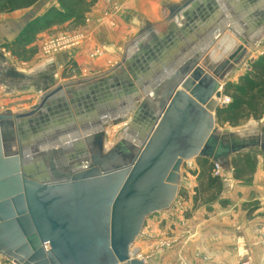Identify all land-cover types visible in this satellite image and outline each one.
Returning a JSON list of instances; mask_svg holds the SVG:
<instances>
[{"label":"water","instance_id":"1","mask_svg":"<svg viewBox=\"0 0 264 264\" xmlns=\"http://www.w3.org/2000/svg\"><path fill=\"white\" fill-rule=\"evenodd\" d=\"M108 72L0 113V255L15 264H146L133 252L195 159L228 167L261 146L222 133L230 75L264 44V0L162 3ZM66 105V106H65ZM66 107L56 121L49 115ZM65 109V108H64ZM131 123L113 144V125Z\"/></svg>","mask_w":264,"mask_h":264},{"label":"crops","instance_id":"2","mask_svg":"<svg viewBox=\"0 0 264 264\" xmlns=\"http://www.w3.org/2000/svg\"><path fill=\"white\" fill-rule=\"evenodd\" d=\"M186 1L87 0L85 20L53 26L39 33L29 45H17L16 41L33 20L31 16L43 9L44 0L15 9L9 8L8 0H3L0 2V78L5 75V85H0V107L4 101L10 107L0 113L11 110L13 105L20 107L28 100L42 102L43 93L58 83H72L112 70L126 51V44L139 36L140 21L167 22L170 12L163 16L162 3ZM63 35L80 40V45L46 55L45 45ZM97 50L103 55L91 58ZM236 71L238 78L243 75ZM48 77L51 79L47 81ZM50 80H54L52 85L46 84ZM20 81L24 82V88L13 87ZM227 82L234 83L236 79L229 78ZM3 95L9 96L10 101L3 100ZM130 123L131 109L126 121L110 128L108 143L113 144L115 135ZM219 124L222 133L257 138L262 141L261 146L230 158L229 166L222 167V176L217 181L212 161L194 160V168L182 177L181 192L172 210L149 219L141 233L155 235L157 225L171 216L177 226L171 228L172 237L167 239L165 264H264V116L241 122L235 128L228 123ZM195 189L200 207L185 221L173 211L183 192ZM190 204L193 205L189 199L188 208Z\"/></svg>","mask_w":264,"mask_h":264},{"label":"trees","instance_id":"3","mask_svg":"<svg viewBox=\"0 0 264 264\" xmlns=\"http://www.w3.org/2000/svg\"><path fill=\"white\" fill-rule=\"evenodd\" d=\"M3 0H0L2 2ZM39 0H8L9 8H21L35 4ZM60 9L51 8L41 19L31 21L16 44L29 45L36 36L53 26L65 24L71 20H85L88 10L87 0H58ZM227 91H233L231 103L218 111V122L228 123L231 127L251 119L264 116V54L250 63L245 75L239 78L237 85H227ZM219 180V178H215ZM215 181V182H216Z\"/></svg>","mask_w":264,"mask_h":264},{"label":"rangeland","instance_id":"4","mask_svg":"<svg viewBox=\"0 0 264 264\" xmlns=\"http://www.w3.org/2000/svg\"><path fill=\"white\" fill-rule=\"evenodd\" d=\"M42 7H43V9L40 8V10L37 12L38 14L35 13L31 16L33 19L31 21L43 18L42 14L45 15L51 8L60 9V5L58 3V0H44ZM36 15H38V16L36 17ZM56 53H59V52H56ZM261 53H262V55L264 54V44L259 45L255 48L251 49V55L245 56L244 62L238 67L239 69L237 68V70L240 73L243 72V75H245L246 72L250 68V63L252 62L250 60L258 59L259 57L262 56V55H260ZM51 54H55V52H52ZM51 54L46 53V55H51ZM247 66H249L248 69H246ZM73 68H74V66H73ZM73 68H72V70H73ZM235 72H237V71L235 70L230 75L229 78L236 79V82H234V83L228 82L229 85H237L238 84L240 77L238 78V75ZM1 77L2 78H0V80L3 82L0 83V85H5V75L3 74ZM49 79H51V78L48 77L47 81ZM53 82H54V80H50L49 83L46 82V84L52 85ZM44 84L45 83H43V85ZM41 85H42V83H41ZM7 86H9L8 88L11 89L10 84ZM19 86H21L20 88H18L19 90L21 88H24L25 87L24 82L20 81V82L16 83L15 85H13V87H19ZM8 94H9V92H8ZM11 94H12V91L9 94L10 97H11ZM232 95H233L232 90L231 91H229V90L227 91V89L224 90V97L232 99V97H231ZM10 97L7 95L1 96V98L3 100L4 99L6 100V98H8L9 101H10ZM36 102H39V100L38 101L37 100H28L25 103H23L20 107L13 105L14 108H12L10 111L22 112L26 109H31L32 105H34ZM24 104H26V105H24ZM7 107H10V105H7ZM7 107H6V101H4L3 107L2 106L0 107V112L4 111V108L6 109ZM219 127L222 128L220 126V124H219ZM232 128H235V127H232ZM229 132H233V130L229 129ZM108 139H109V135H107V142H109ZM189 193L191 194V197L188 196ZM196 197H197L196 189L195 190H189V192H188V190H185L183 192V194L181 195L180 199H178L177 207L174 209L173 213L177 214L178 216L180 215V217L181 218L183 217V219L185 221L192 218L193 217L192 213L195 210H197L198 207H200V206H198V201H196ZM189 199L191 200V202L193 204V205L190 204V208H188L186 205V203L189 201ZM163 215H164V213H157V214L153 215L150 218V220L153 219V217H159V216H163ZM183 219H180V221H182ZM175 226H177L176 223H174V222L172 223L171 216H169V218L167 220H164L163 222L159 223V225H157V228H155L157 231L155 233V235L150 236L149 233L145 234L143 236L141 235V237H143V238H141V237L138 238L137 243L135 244V247L133 248V252H139V258L146 261L147 264H155V263L156 264H165L166 260H167V256H166V250H167L166 244L168 242L167 239H171V237H172V236H170L172 234L171 228H175ZM142 242L144 243V246H141ZM156 259H159V262ZM0 264H13V263L11 261H9L8 259H6L5 257L0 255Z\"/></svg>","mask_w":264,"mask_h":264},{"label":"built area","instance_id":"5","mask_svg":"<svg viewBox=\"0 0 264 264\" xmlns=\"http://www.w3.org/2000/svg\"><path fill=\"white\" fill-rule=\"evenodd\" d=\"M80 45V40L76 38H72L67 35H63L59 38H56L50 42H48L44 50L47 54H51L52 52H63L67 50H71ZM103 52L101 50H97L94 54H92L91 58L101 57ZM231 103V99L224 97L221 100L222 105H229ZM194 168V160L190 162H185L184 167L182 169V177H184L188 172H190ZM223 169L220 165L214 164V176L220 178L222 176ZM12 262V261H11ZM14 264V262H12ZM240 264H251L250 262H242Z\"/></svg>","mask_w":264,"mask_h":264},{"label":"flooded vegetation","instance_id":"6","mask_svg":"<svg viewBox=\"0 0 264 264\" xmlns=\"http://www.w3.org/2000/svg\"><path fill=\"white\" fill-rule=\"evenodd\" d=\"M66 106V105H65ZM62 106H60V108L58 109V110H56L55 112H53V114H50L49 115V120H46V121H48V122H50V121H56V118L57 117H59L58 115H59V113H60V115H61V113H63V111H65V110H67V108L66 107H64V108H61ZM68 111V110H67Z\"/></svg>","mask_w":264,"mask_h":264}]
</instances>
